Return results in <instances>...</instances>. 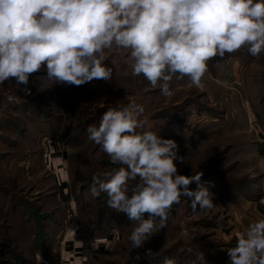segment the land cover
I'll use <instances>...</instances> for the list:
<instances>
[{
	"label": "rangeland",
	"instance_id": "rangeland-1",
	"mask_svg": "<svg viewBox=\"0 0 264 264\" xmlns=\"http://www.w3.org/2000/svg\"><path fill=\"white\" fill-rule=\"evenodd\" d=\"M104 55L113 69L109 81L49 84L41 70L27 85L14 78L0 85V264H31L36 255L50 256L69 221L80 227L88 264H163L166 257L190 264L197 252L207 264H228V246L237 237L232 214L244 210L231 202L264 181L255 151L264 131V52L253 57L245 47L213 58L203 87L187 77L173 79L170 96L132 75L125 50L108 49ZM130 102L143 105L146 128L176 141L177 174L203 173L200 183L216 206L200 213L197 205L194 213L190 199L182 196L188 203L174 205L166 228L139 249L128 239L133 222L107 206L106 194L93 197L88 187L93 175L114 166L86 129L99 125L108 108ZM48 139L64 147L52 163L43 157ZM63 191L70 211L59 198ZM107 236L104 249L98 242ZM146 249L156 255L146 258Z\"/></svg>",
	"mask_w": 264,
	"mask_h": 264
},
{
	"label": "clouds",
	"instance_id": "clouds-1",
	"mask_svg": "<svg viewBox=\"0 0 264 264\" xmlns=\"http://www.w3.org/2000/svg\"><path fill=\"white\" fill-rule=\"evenodd\" d=\"M245 47L253 57L264 52V0H0V85L10 78L27 85L41 70L49 84L109 81L104 53L116 49L128 53L133 76L170 96L173 79L203 87L210 60ZM144 111L134 102L108 108L86 129L114 166L93 175L89 191L106 194L107 206L133 222L132 249L166 228L173 206L188 203L182 196L194 213L216 207L202 172L177 174L176 141L146 128ZM227 254L228 264H264V218L237 233ZM155 255L146 249V258ZM190 264H207L204 253Z\"/></svg>",
	"mask_w": 264,
	"mask_h": 264
},
{
	"label": "crops",
	"instance_id": "crops-1",
	"mask_svg": "<svg viewBox=\"0 0 264 264\" xmlns=\"http://www.w3.org/2000/svg\"><path fill=\"white\" fill-rule=\"evenodd\" d=\"M259 142L255 148L256 155L259 161V168L261 169L264 175V131H260ZM62 172V171H61ZM258 185V186H257ZM68 186V180L65 178V187ZM60 194L59 198L62 202L69 204V211L72 210L71 202L68 198V191H63ZM232 203L240 204L242 210L241 213L233 212L232 218L234 221H231L233 231L241 229V232H244L250 222L264 218V181H259L254 186V189L248 194H240ZM74 211V210H73ZM72 211V212H73ZM68 229H72L74 233L69 232ZM80 227L76 225L75 222H70L67 224L66 230L61 236V239L58 243V251L52 248H49L51 253L50 256L44 254L45 258L36 255L32 260L31 264H83L84 258L82 257V251H85L83 240L80 238ZM110 240L108 236L99 240L100 247L107 249L106 242ZM236 241L229 244L228 248L234 247ZM28 261V260H27Z\"/></svg>",
	"mask_w": 264,
	"mask_h": 264
},
{
	"label": "built area",
	"instance_id": "built-area-1",
	"mask_svg": "<svg viewBox=\"0 0 264 264\" xmlns=\"http://www.w3.org/2000/svg\"><path fill=\"white\" fill-rule=\"evenodd\" d=\"M255 123H258V118L255 117L254 119ZM44 152H43V157L44 160L47 161L48 163H52L54 161V158L57 156L58 153L63 152L64 147L61 143L54 141L52 139H48L47 141L44 142ZM83 264H88L87 262L89 261L88 258H84Z\"/></svg>",
	"mask_w": 264,
	"mask_h": 264
},
{
	"label": "trees",
	"instance_id": "trees-1",
	"mask_svg": "<svg viewBox=\"0 0 264 264\" xmlns=\"http://www.w3.org/2000/svg\"><path fill=\"white\" fill-rule=\"evenodd\" d=\"M88 187H90V185H89ZM250 191H251V190H250ZM250 191L247 192V193H246V191H243L242 193H243V194H248V193H250ZM46 249H47V248H46ZM45 254H46V253H45Z\"/></svg>",
	"mask_w": 264,
	"mask_h": 264
}]
</instances>
